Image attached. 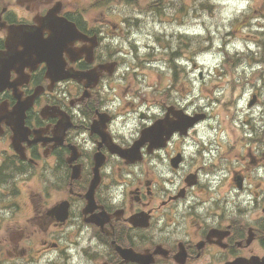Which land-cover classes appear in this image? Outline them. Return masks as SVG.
Returning <instances> with one entry per match:
<instances>
[{"label":"flooded vegetation","instance_id":"flooded-vegetation-1","mask_svg":"<svg viewBox=\"0 0 264 264\" xmlns=\"http://www.w3.org/2000/svg\"><path fill=\"white\" fill-rule=\"evenodd\" d=\"M57 2L58 13L77 23L80 39L74 46L81 56L73 62L63 45L55 67L56 55L52 48L46 54L45 44ZM111 13L83 12V0H0V57L14 55L16 44L17 51L25 50L18 60H0V171L6 174L12 159L19 169L32 166L41 185L12 198L22 212L31 208L30 219L0 220L1 244L8 241L6 228H22L15 231L16 248L5 247L0 264H35L37 252L23 247L24 237L49 249L50 261L70 242L78 248L74 264L264 261L263 148L232 164L227 143L218 147L209 131L199 129L205 115L175 91L176 83L163 85L160 96L150 95L130 83L121 86L120 78L101 69L116 65L113 43L123 32ZM83 35L98 42L91 63L83 58ZM96 66L100 76L94 84L83 73ZM72 74L79 83L66 80ZM83 86L90 96L76 104ZM18 101L27 103L26 129L14 144L10 110ZM43 106L51 107L46 118ZM157 123H164L158 139L149 134L137 141ZM134 145L141 146V164L119 153ZM96 156L101 164L94 178ZM8 196L6 186L0 189L4 207Z\"/></svg>","mask_w":264,"mask_h":264},{"label":"rangeland","instance_id":"rangeland-1","mask_svg":"<svg viewBox=\"0 0 264 264\" xmlns=\"http://www.w3.org/2000/svg\"><path fill=\"white\" fill-rule=\"evenodd\" d=\"M94 1V0H93ZM99 3L101 0H98ZM120 11H131L132 9H125L124 3L129 0H112L113 3H118ZM133 1V0H131ZM170 0H158V11L170 13L168 9V2ZM197 1V3H192ZM153 2V1H152ZM101 4V3H100ZM173 5V4H171ZM177 7H188L186 13L181 16L178 15L177 23H183L189 26L193 31V43L190 52L184 54L185 58L196 59L197 72L191 83H188L185 72L178 71L183 86L192 88L194 95L193 101L197 102L201 110L205 112L207 107L210 113L209 122L212 124L210 129V138L229 141H234L238 144L237 148L242 150L243 140L252 136L251 127L258 125L257 130L264 131V0H249L246 10L249 18L252 19L249 27L246 21H242L243 4L240 0H177L174 2ZM152 11V10H151ZM153 12V11H152ZM166 16V15H165ZM169 17V16H168ZM166 17V18H168ZM181 18V19H180ZM259 27V28H258ZM258 28V31L256 29ZM201 33V34H199ZM202 35L209 37L211 40L210 49H215L218 45L223 47L228 45L230 51L242 47L245 51V45L252 42L253 56L256 57L257 67L246 69L252 63L250 59L244 63L239 58L238 52L228 54H202L203 40L195 37ZM126 53L124 58L128 65L132 64V55L129 54L126 46L122 47ZM198 54V57L196 55ZM224 56V58H223ZM139 67L136 69L143 68ZM185 71H189L190 67H184ZM160 68H150L147 73L153 77L158 75ZM203 74V79L200 77ZM199 85V90L195 89V85ZM254 99V104L249 105L250 101ZM225 128L226 132H222ZM248 132H250L248 134ZM247 133V134H246ZM246 147V146H245ZM227 152L235 159L237 155L227 145L225 147ZM10 208L8 212L10 213ZM21 215L11 219H19ZM7 229V228H6ZM15 231L14 228H12ZM9 233L10 230L7 229Z\"/></svg>","mask_w":264,"mask_h":264},{"label":"bare ground","instance_id":"bare-ground-1","mask_svg":"<svg viewBox=\"0 0 264 264\" xmlns=\"http://www.w3.org/2000/svg\"><path fill=\"white\" fill-rule=\"evenodd\" d=\"M100 3L103 5L109 4V3H111V0H101Z\"/></svg>","mask_w":264,"mask_h":264},{"label":"water","instance_id":"water-1","mask_svg":"<svg viewBox=\"0 0 264 264\" xmlns=\"http://www.w3.org/2000/svg\"><path fill=\"white\" fill-rule=\"evenodd\" d=\"M238 264V263H237Z\"/></svg>","mask_w":264,"mask_h":264}]
</instances>
